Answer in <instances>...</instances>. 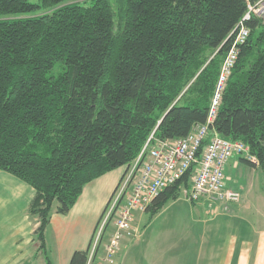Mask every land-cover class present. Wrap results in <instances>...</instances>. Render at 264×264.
Returning <instances> with one entry per match:
<instances>
[{
    "label": "trees",
    "instance_id": "trees-1",
    "mask_svg": "<svg viewBox=\"0 0 264 264\" xmlns=\"http://www.w3.org/2000/svg\"><path fill=\"white\" fill-rule=\"evenodd\" d=\"M245 10L244 0H0V171L34 189L45 258L51 214L66 215L86 184L133 162L152 133L176 140L207 124ZM247 27L209 135L247 146L258 163L241 160L264 173V22ZM191 174L154 199L148 222ZM90 249L69 264H87Z\"/></svg>",
    "mask_w": 264,
    "mask_h": 264
},
{
    "label": "crops",
    "instance_id": "crops-1",
    "mask_svg": "<svg viewBox=\"0 0 264 264\" xmlns=\"http://www.w3.org/2000/svg\"><path fill=\"white\" fill-rule=\"evenodd\" d=\"M241 159L232 156L224 169L225 188L240 193L239 203L231 204L225 212L206 198L191 203L179 196L146 225L142 221L141 226H134V222L133 229L139 230V236L132 232L123 234L111 264H264V185L260 182L264 181V173ZM124 170L125 166L86 184L66 215L51 214L44 234L46 258L37 251L34 240L38 221L28 214L34 189L0 171V264H47V261L69 264L74 252L93 244L104 210ZM165 211H174L175 215L168 216L169 224L154 233L152 241L146 228ZM109 225L100 237L93 264H99L105 256L114 235L112 226V233L105 237ZM167 232L174 236L169 244H165ZM164 247L169 252L165 253ZM175 248L174 255L181 259L168 258L165 262L166 254L170 256Z\"/></svg>",
    "mask_w": 264,
    "mask_h": 264
},
{
    "label": "built area",
    "instance_id": "built-area-1",
    "mask_svg": "<svg viewBox=\"0 0 264 264\" xmlns=\"http://www.w3.org/2000/svg\"><path fill=\"white\" fill-rule=\"evenodd\" d=\"M246 10L243 17L231 32L230 44L221 64L212 102L209 107L207 124L196 126L184 138L176 140H157L153 133L147 139L137 158L125 166L101 218L95 234L89 261L94 258L99 239L108 224H113L114 235L106 247L105 257L99 264H111L116 247L123 232H132L136 213L144 214L154 199L165 189L173 186L192 169L190 185L184 191L185 198L198 202L206 198L217 204L225 212L231 204H237L241 195L238 191L225 188L224 169L228 160L236 155L251 164L257 165V158L247 146L213 134L210 136L209 124L214 119L220 104L221 95L245 44L251 20L264 22V0H244ZM200 155L198 156V153Z\"/></svg>",
    "mask_w": 264,
    "mask_h": 264
},
{
    "label": "rangeland",
    "instance_id": "rangeland-1",
    "mask_svg": "<svg viewBox=\"0 0 264 264\" xmlns=\"http://www.w3.org/2000/svg\"><path fill=\"white\" fill-rule=\"evenodd\" d=\"M30 3H32V4H39V0H28ZM82 1H86V0H79V2H82ZM243 17V16H242ZM240 21V20H239ZM220 70H221V66H220ZM219 73H220V71H219ZM211 102H212V98H211V101H210V105H211ZM261 184L262 185H264V181L261 179ZM116 188V187H115ZM183 189L184 188H182V190H181V193H180V197L182 198V199H184L185 197H184V191H183ZM115 190V189H114ZM114 192V191H113ZM169 215H171V217L170 218H172V216H174L175 215V213H174V211H165V213H163V215H160L158 218H156L155 219V221L154 222H151L150 224H151V226L148 228H146V231L147 230H149L148 232H149V239H151L152 241H154V238H152L153 237V234L155 233H158L159 231H162L164 228H166V226L169 224V222H168V216ZM140 214L139 213H136L135 214V217H134V222H136L135 223V225L134 226H137V225H139V226H141V222L143 221V224L144 225H146L147 224V220H148V216H142V219H140ZM149 223V222H148ZM112 226H113V224L111 223L109 226H108V228H107V231H106V235H105V237H108V235H110L111 233H112ZM138 226V227H139ZM145 228V227H144ZM144 228H142V229H144ZM141 229V230H142ZM114 230H115V228H114ZM145 231V232H146ZM138 233H137V236L136 237H138L139 236V230L137 231ZM127 232H123V234H126ZM122 234V235H123ZM165 237L167 238L165 241V244H169V243H171L170 241H171V238H174V236L170 233H166V235H165ZM105 239V238H104ZM120 241V240H119ZM173 244V243H172ZM118 249H119V247L117 246L116 247V249H115V251H116V254H117V251H118ZM169 250L170 249H168L167 247H164V252L166 253V252H169ZM176 248H175V250L173 251V252H171L170 253V256H169V254L167 255L166 254V256H165V262H167L169 259L168 258H172L170 261H172L173 259H175V261H177V260H180L181 258V256H175L174 255V253H176ZM135 255H137L136 253H134ZM175 256V257H174ZM105 257V256H104ZM103 257V258H104ZM116 257V255H114L113 256V258H112V261L114 260V258ZM168 259V260H167ZM93 260L91 259L90 261H89V259H88V264H93V262H92ZM107 264H109V263H107ZM170 264H172V262L170 263Z\"/></svg>",
    "mask_w": 264,
    "mask_h": 264
},
{
    "label": "bare ground",
    "instance_id": "bare-ground-1",
    "mask_svg": "<svg viewBox=\"0 0 264 264\" xmlns=\"http://www.w3.org/2000/svg\"><path fill=\"white\" fill-rule=\"evenodd\" d=\"M113 194V193H112Z\"/></svg>",
    "mask_w": 264,
    "mask_h": 264
}]
</instances>
